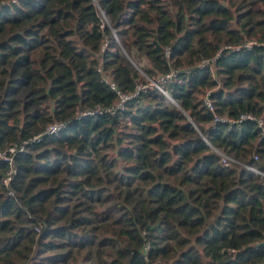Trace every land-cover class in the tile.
<instances>
[{"label": "trees", "instance_id": "obj_1", "mask_svg": "<svg viewBox=\"0 0 264 264\" xmlns=\"http://www.w3.org/2000/svg\"><path fill=\"white\" fill-rule=\"evenodd\" d=\"M95 3L0 0V264L264 262V0Z\"/></svg>", "mask_w": 264, "mask_h": 264}, {"label": "built area", "instance_id": "obj_2", "mask_svg": "<svg viewBox=\"0 0 264 264\" xmlns=\"http://www.w3.org/2000/svg\"><path fill=\"white\" fill-rule=\"evenodd\" d=\"M16 0H7V2H14ZM95 3V0H92ZM98 12L101 16V18L103 19L104 23H107V20L102 12V10L98 9ZM114 38L116 39V36L114 35ZM106 43V40L103 41L102 46H104ZM255 41L252 40H247L244 41L242 44L240 45H235V46H224V47H229V48H233V49H238L240 47H244V48H250L253 44H255ZM164 54L166 55V48L164 49ZM211 61V59H204L200 62L197 63V66L199 67H203L204 65L209 64ZM96 69L99 71V73L101 74V78L102 80H104L105 82H107L111 88H114L113 83L110 82L108 76L101 70L100 65H97ZM178 71L176 69H170L167 73H164L160 76H158L157 79H147V85H153L156 88H158L160 91H162L163 93H165V91L162 89V87L158 84V82H165L166 80H169L170 78L174 77L176 75ZM146 84H140L136 86V90H139L141 88H143ZM136 92V91H135ZM134 92V93H135ZM117 95L119 96V101L116 105H114V107H107V108H100V107H95L93 109H89V110H81L79 111L80 115H84V114H93L96 112H101V111H109L112 112L114 111V109L119 108L121 106V103L126 99V95H121L117 90H116ZM202 102L205 104V106L207 107V109L213 113V105L212 102L209 99L208 96V90H206L203 95H202ZM243 118H254L249 114H241L238 119H243ZM212 121H223L226 122L228 124L233 123L235 120L232 118H229L227 116H218L215 113H213V117H212ZM257 124L261 126V119H256ZM62 126V123L60 122H52L49 123L48 125H46V127L44 128V133H56ZM262 133H264V128L261 129ZM38 135L33 136L30 140L33 139H37ZM25 142H23L20 145H5L3 148L0 149V161L4 162L5 164H7L8 168L5 171V174L2 178L3 183L7 184V182L9 181L11 174L13 172V168H12V154L16 151V150H21L22 149V145ZM216 153L219 155L220 158V162L223 165H231V164H240L242 166H244L245 168L253 171L254 173L260 174V175H264V172L259 170L258 168L252 166V165H248L245 163H241L237 160H235L234 158L228 156L227 154L223 153L222 151L215 149ZM253 159H256V155H252ZM8 194H12L11 190H8ZM37 231V227L34 228ZM260 264H264V262L260 263Z\"/></svg>", "mask_w": 264, "mask_h": 264}]
</instances>
